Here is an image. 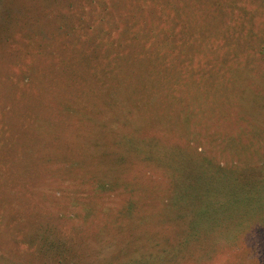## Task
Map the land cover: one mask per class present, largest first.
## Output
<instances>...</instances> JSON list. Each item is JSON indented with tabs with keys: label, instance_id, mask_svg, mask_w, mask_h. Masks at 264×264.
<instances>
[{
	"label": "rangeland",
	"instance_id": "374dc122",
	"mask_svg": "<svg viewBox=\"0 0 264 264\" xmlns=\"http://www.w3.org/2000/svg\"><path fill=\"white\" fill-rule=\"evenodd\" d=\"M69 1L63 6L57 0H0V196L4 170L9 165L4 162L9 150L5 143L8 124L13 120L9 107L12 104L14 109L15 105L9 98L10 91H15L17 102L25 108L27 90L33 95L43 92L51 82L50 98L56 73L77 66L88 67L92 73L90 78L80 79L82 85L88 86L92 78L106 91L118 77L131 82L138 74L151 72L152 77L146 78V97L136 98L139 116L147 123L144 132L166 142L187 143L223 169L247 168L246 173L257 176V171L264 177V171H259L264 170L261 0H205L200 8L190 0ZM202 9L218 18L216 24ZM62 15L69 18L72 30L64 24ZM31 115L25 112L16 126L18 131L30 123ZM186 119L188 131L182 127ZM157 120L162 122L157 124ZM18 158L16 155L14 160ZM144 174L164 181L156 173ZM46 185L51 193L37 183L25 184L20 188L21 195L25 198L38 191L45 197L41 210L65 213L71 198L82 199L88 194L86 188L76 192L65 188L55 202L52 195L58 186ZM124 198L122 192H111L99 201L101 207L115 210ZM168 201L169 196L163 195L162 203ZM252 211L253 219L242 217L227 224L228 230L218 229L227 242L211 260L199 259L192 264H264V211ZM72 212L83 215L81 206L69 208L70 216L75 215ZM225 214L223 223L232 211ZM105 217L100 215L80 230L65 221L61 233L71 234L78 242L80 235H90ZM3 229L0 224V250L18 255L20 260L27 258L31 252L25 246L23 218L16 216L6 233ZM82 241L85 250L90 240ZM131 250L126 251H130L126 259L134 257ZM152 262L165 264V258Z\"/></svg>",
	"mask_w": 264,
	"mask_h": 264
},
{
	"label": "trees",
	"instance_id": "16d2710c",
	"mask_svg": "<svg viewBox=\"0 0 264 264\" xmlns=\"http://www.w3.org/2000/svg\"><path fill=\"white\" fill-rule=\"evenodd\" d=\"M57 1L63 6L71 3ZM190 1L198 3L197 8L206 3ZM202 11L216 24L218 18L213 13ZM62 19L72 30L69 18L62 15ZM90 72L84 66L61 69L52 96L49 98L51 82L43 92L33 95L27 90L25 108L17 102L15 91H10L15 105L9 107L13 120L5 140L9 150L4 162L9 165L0 196V224L6 233L15 217H22L27 229L25 246L31 253L20 260L18 255L0 250V264H155L152 261L160 258H165V264H192L211 260L227 242L218 229L228 230L227 224L242 217L253 219L252 210L264 211V177L257 171V176L246 173L247 168L223 169L187 143L166 142L144 132L147 123L139 116L136 98L146 97V78L152 77L151 72L138 74L131 82L117 75L108 91L92 78L88 86L79 82L90 78ZM25 112L33 113L32 119L18 131L16 126ZM187 124L186 119L184 131H188ZM16 155L19 158L14 160ZM144 172L156 173L164 181ZM37 183L49 193L47 183L58 186L52 195L55 202L65 188L72 192L86 188L88 194L82 199L71 198L65 213L44 211L40 206L45 197L38 191L31 190L25 198L21 195L25 184ZM111 192L125 194L115 210L101 207L99 201ZM163 195L169 196L166 205ZM79 206L83 215L72 212L75 215L70 216L69 208ZM226 211L232 214L223 223ZM100 215L106 216L105 221L96 224L90 235H80L78 242L71 234L61 233L65 221L80 230ZM82 240H90L85 250ZM127 250L134 254L131 260L125 258L130 254Z\"/></svg>",
	"mask_w": 264,
	"mask_h": 264
}]
</instances>
